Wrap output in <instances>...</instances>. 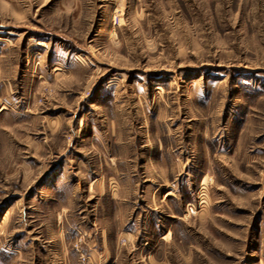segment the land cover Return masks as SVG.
I'll return each instance as SVG.
<instances>
[{
	"label": "rangeland",
	"instance_id": "374dc122",
	"mask_svg": "<svg viewBox=\"0 0 264 264\" xmlns=\"http://www.w3.org/2000/svg\"><path fill=\"white\" fill-rule=\"evenodd\" d=\"M0 264H264V0H0Z\"/></svg>",
	"mask_w": 264,
	"mask_h": 264
}]
</instances>
